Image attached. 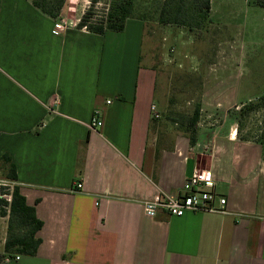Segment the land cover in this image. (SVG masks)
<instances>
[{
	"label": "crops",
	"instance_id": "crops-1",
	"mask_svg": "<svg viewBox=\"0 0 264 264\" xmlns=\"http://www.w3.org/2000/svg\"><path fill=\"white\" fill-rule=\"evenodd\" d=\"M56 21L28 0H0V157L43 222L25 264H264L261 145L224 126H203L192 145L156 123L142 21L105 35L79 23L56 35ZM95 111L103 125L92 129ZM203 169L225 212L145 214Z\"/></svg>",
	"mask_w": 264,
	"mask_h": 264
},
{
	"label": "rangeland",
	"instance_id": "rangeland-1",
	"mask_svg": "<svg viewBox=\"0 0 264 264\" xmlns=\"http://www.w3.org/2000/svg\"><path fill=\"white\" fill-rule=\"evenodd\" d=\"M110 1L96 4L92 22L103 19ZM135 2L134 17L145 27L142 64L157 73L156 123L185 133L200 105L199 129L224 126L233 128L240 140L261 141L264 7L252 0H211L209 23L190 31L159 21L164 0ZM91 6L92 0H66L59 21H66L67 27L79 23ZM13 185L0 171L1 197L7 199ZM7 225L8 219L0 217V242L6 237ZM29 259L23 257L19 264Z\"/></svg>",
	"mask_w": 264,
	"mask_h": 264
},
{
	"label": "trees",
	"instance_id": "trees-1",
	"mask_svg": "<svg viewBox=\"0 0 264 264\" xmlns=\"http://www.w3.org/2000/svg\"><path fill=\"white\" fill-rule=\"evenodd\" d=\"M34 8L53 20H59L66 0H28ZM100 0H92V6L82 16L78 28L105 35L108 32H124L129 19L134 17L135 0H111L103 19L94 23L91 21L93 8ZM256 5L264 7V0H252ZM211 0H164L159 15V21L165 25H178L193 29H201L209 23ZM141 21V19H138ZM264 104V95L261 98ZM248 111V110H246ZM245 113V107L242 109ZM241 113V114H242ZM200 105L195 109L192 120L187 124L185 135L193 145L197 139L199 128ZM264 134V125H263ZM264 153V137L258 142ZM0 171L5 178L13 183L11 198L8 200L0 195V217L8 219L7 236L0 261L6 258L15 260L16 257H35L41 244L38 234L43 222L37 217L36 208L29 206L21 194L16 166L11 156L6 153L0 157ZM1 264V263H0ZM9 264H16L11 262Z\"/></svg>",
	"mask_w": 264,
	"mask_h": 264
},
{
	"label": "built area",
	"instance_id": "built-area-1",
	"mask_svg": "<svg viewBox=\"0 0 264 264\" xmlns=\"http://www.w3.org/2000/svg\"><path fill=\"white\" fill-rule=\"evenodd\" d=\"M66 29V21H56L53 33L60 35ZM155 109L156 107L152 106L154 117L159 118V114ZM100 116V111L94 112L91 123L92 129L100 128L103 125ZM215 187V181L210 171L206 169L199 170L185 181L181 194L176 196L165 193L158 194L154 199L144 204V212L149 217H156L159 210H164L173 217H182L187 212L223 213L226 210L227 199L219 194ZM10 198L11 196L9 195L7 199L9 200ZM19 260L20 257H16L15 260L6 258L0 263L9 264Z\"/></svg>",
	"mask_w": 264,
	"mask_h": 264
}]
</instances>
